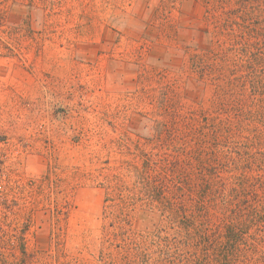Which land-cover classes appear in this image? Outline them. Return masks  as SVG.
Segmentation results:
<instances>
[{
  "label": "rangeland",
  "instance_id": "rangeland-1",
  "mask_svg": "<svg viewBox=\"0 0 264 264\" xmlns=\"http://www.w3.org/2000/svg\"><path fill=\"white\" fill-rule=\"evenodd\" d=\"M0 6V264H264V0Z\"/></svg>",
  "mask_w": 264,
  "mask_h": 264
},
{
  "label": "trees",
  "instance_id": "trees-1",
  "mask_svg": "<svg viewBox=\"0 0 264 264\" xmlns=\"http://www.w3.org/2000/svg\"><path fill=\"white\" fill-rule=\"evenodd\" d=\"M0 7H1V6H0ZM0 11H2L1 8H0ZM0 18H1V13H0ZM0 26H1V25H0ZM4 44H5V43H3V42H2V39L0 38V45H1V46H4ZM262 109H264V108H262ZM239 111H240V110H239ZM240 115H242V114H240Z\"/></svg>",
  "mask_w": 264,
  "mask_h": 264
}]
</instances>
